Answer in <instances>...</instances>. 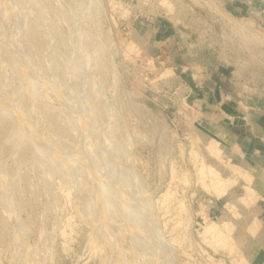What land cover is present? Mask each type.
Here are the masks:
<instances>
[{
  "label": "rangeland",
  "instance_id": "obj_1",
  "mask_svg": "<svg viewBox=\"0 0 264 264\" xmlns=\"http://www.w3.org/2000/svg\"><path fill=\"white\" fill-rule=\"evenodd\" d=\"M204 105L264 154V0H0V264H235Z\"/></svg>",
  "mask_w": 264,
  "mask_h": 264
},
{
  "label": "bare ground",
  "instance_id": "obj_2",
  "mask_svg": "<svg viewBox=\"0 0 264 264\" xmlns=\"http://www.w3.org/2000/svg\"><path fill=\"white\" fill-rule=\"evenodd\" d=\"M131 44L128 47H131ZM204 106L198 120L202 128L199 130L197 142L200 153L203 154L197 170L198 176L205 187L207 186L210 194L213 193L217 198H224V208L231 212L234 218H241L242 213L239 208L243 206L244 210H247L246 213L251 214L252 205H256L257 192H264V154L243 152L236 143L235 135L221 124V118L226 114L222 112L217 115L215 114L217 112L213 113L214 106ZM1 117L4 118L0 116V119ZM193 151L196 152V150ZM193 154L195 158L197 153ZM240 189L243 194L239 193ZM181 203L182 200L179 205ZM258 206L262 205L258 204ZM180 208L183 212L184 207L182 205L178 207L179 212ZM177 214L180 215V213ZM248 221L253 222L252 227L249 228L251 234L249 230L244 229L248 224L246 222L232 229H224L216 221L204 224L201 234L203 237L208 234L210 241L213 240L216 245H225L229 249V254L237 253L233 256L235 264H253L260 258V251H264V220L262 222L257 219L253 221L251 217ZM260 264H264V256Z\"/></svg>",
  "mask_w": 264,
  "mask_h": 264
},
{
  "label": "crops",
  "instance_id": "obj_3",
  "mask_svg": "<svg viewBox=\"0 0 264 264\" xmlns=\"http://www.w3.org/2000/svg\"><path fill=\"white\" fill-rule=\"evenodd\" d=\"M253 114H254V116H250V118H255L259 128L263 131L264 130V111L257 110ZM254 211H255L256 218L261 219V217L264 216V202L262 203L261 207L256 206L254 208ZM260 256H262V257L264 256L263 250L260 251Z\"/></svg>",
  "mask_w": 264,
  "mask_h": 264
}]
</instances>
